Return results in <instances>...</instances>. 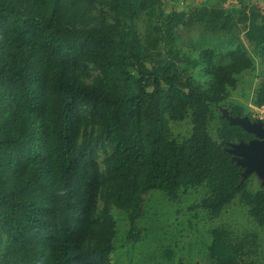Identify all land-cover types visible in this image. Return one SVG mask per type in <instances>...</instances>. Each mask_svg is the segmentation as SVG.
I'll return each mask as SVG.
<instances>
[{
  "label": "trees",
  "instance_id": "1",
  "mask_svg": "<svg viewBox=\"0 0 264 264\" xmlns=\"http://www.w3.org/2000/svg\"><path fill=\"white\" fill-rule=\"evenodd\" d=\"M239 2L166 14L163 0H0V264H112L114 209L128 216L127 241L139 242L153 190L176 202L204 189L193 208L210 219L241 196L264 229V183L253 189L230 152L255 136L225 115H247L230 103L254 68L240 31L264 53V13ZM193 26L201 52L191 64L207 84L179 65L178 30ZM251 103L264 108V80ZM188 119L191 135L178 141L171 123ZM228 235L212 231L208 264L248 263L257 252V234Z\"/></svg>",
  "mask_w": 264,
  "mask_h": 264
},
{
  "label": "rangeland",
  "instance_id": "2",
  "mask_svg": "<svg viewBox=\"0 0 264 264\" xmlns=\"http://www.w3.org/2000/svg\"><path fill=\"white\" fill-rule=\"evenodd\" d=\"M163 1L166 3L163 7L166 14L174 8L188 10L196 2L215 5V3L213 4L215 0L208 3L207 0ZM239 1L224 0V8L241 7L243 4ZM141 24L140 26L143 28ZM200 31L197 26L179 28L180 39L177 42L182 47L179 65L189 69L191 78L202 84H207L210 78L203 72L202 66L194 68L191 64L192 60L199 57L201 45L196 44L195 40L191 43L190 39ZM238 38L246 44L250 56L254 59V68L240 76L239 85L232 92L230 103L245 106L246 116L252 122H261L264 126V108H257L251 103L254 93L264 80V53L256 45L245 40L243 29ZM209 41L216 46L225 45L216 35H212ZM234 46L229 47L233 48ZM205 47L209 46L205 45ZM230 48L223 50V53L225 54ZM222 60L226 64L229 63L227 55ZM92 74L97 75L98 72L93 69ZM171 129L175 139L184 141L191 135L192 123L189 119L180 123H171ZM211 132L217 139L215 123L211 127ZM94 133L99 134L98 130H95ZM104 142V139H98L95 144V148L100 154L99 161L102 170H105L104 160L106 158V154L103 152ZM235 157L240 158L238 155ZM251 176H253L251 180L253 189L257 190L264 180L257 173H252ZM204 197V189H190L187 193L182 194L180 200L174 202L164 192L153 190L146 197L145 215L139 222L144 229L142 239L139 242L131 243L127 241L130 230L128 216L124 211L115 208L114 216L118 222V235L112 264H207L209 247L213 239L212 231L217 229L228 232L230 237L236 240L235 242L247 238L252 239L254 234H257L258 237L261 236L263 240L264 229L260 228L251 218L248 207L241 201V196H238L217 219H210L208 211L203 208H193ZM99 206L101 209V202ZM259 246L264 245L259 242ZM261 257H264V253Z\"/></svg>",
  "mask_w": 264,
  "mask_h": 264
},
{
  "label": "water",
  "instance_id": "3",
  "mask_svg": "<svg viewBox=\"0 0 264 264\" xmlns=\"http://www.w3.org/2000/svg\"><path fill=\"white\" fill-rule=\"evenodd\" d=\"M225 115L233 124H239L255 136L249 143L233 144L230 150L240 157L237 160L245 168L244 177L257 173L264 180V126L261 122H252L248 116L231 117L228 112Z\"/></svg>",
  "mask_w": 264,
  "mask_h": 264
},
{
  "label": "crops",
  "instance_id": "4",
  "mask_svg": "<svg viewBox=\"0 0 264 264\" xmlns=\"http://www.w3.org/2000/svg\"><path fill=\"white\" fill-rule=\"evenodd\" d=\"M246 2L249 3L248 5L250 7H257L262 13H264V0H246ZM259 239H260V243H263L264 245V237L262 240V237L259 236ZM263 253H264V246H259L257 248V252L253 254V256L250 258V261H248V263H240V264H264V257H261Z\"/></svg>",
  "mask_w": 264,
  "mask_h": 264
}]
</instances>
